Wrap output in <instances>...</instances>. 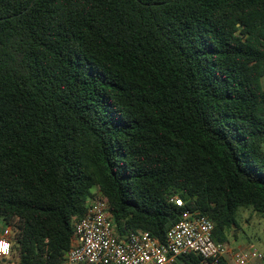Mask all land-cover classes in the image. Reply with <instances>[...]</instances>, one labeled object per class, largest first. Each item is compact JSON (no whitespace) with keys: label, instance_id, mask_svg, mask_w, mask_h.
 Segmentation results:
<instances>
[{"label":"trees","instance_id":"obj_1","mask_svg":"<svg viewBox=\"0 0 264 264\" xmlns=\"http://www.w3.org/2000/svg\"><path fill=\"white\" fill-rule=\"evenodd\" d=\"M263 78L264 0H0L5 264H63L97 191L162 244L264 218Z\"/></svg>","mask_w":264,"mask_h":264},{"label":"built area","instance_id":"obj_2","mask_svg":"<svg viewBox=\"0 0 264 264\" xmlns=\"http://www.w3.org/2000/svg\"><path fill=\"white\" fill-rule=\"evenodd\" d=\"M173 201L185 208L182 198L175 197ZM72 225L71 248L63 264H177L190 255L200 259L198 264H250L254 259L264 260L257 250L239 251L229 243L215 241L213 222L187 208L168 231L165 244L146 231L119 233L110 204L100 191L88 201L85 216L74 218ZM7 233L0 238V264H5L12 254Z\"/></svg>","mask_w":264,"mask_h":264},{"label":"rangeland","instance_id":"obj_3","mask_svg":"<svg viewBox=\"0 0 264 264\" xmlns=\"http://www.w3.org/2000/svg\"><path fill=\"white\" fill-rule=\"evenodd\" d=\"M262 85L264 87V78ZM4 227V221L0 219V231ZM228 243L232 249L257 250L264 256V218L251 209L242 210L237 226L230 230ZM250 264H264V260L254 259Z\"/></svg>","mask_w":264,"mask_h":264},{"label":"crops","instance_id":"obj_4","mask_svg":"<svg viewBox=\"0 0 264 264\" xmlns=\"http://www.w3.org/2000/svg\"><path fill=\"white\" fill-rule=\"evenodd\" d=\"M5 225V223H4ZM9 231V234L13 233L11 230H8L7 226L5 225L4 228H1L0 231V238H2L4 235L8 234L7 232Z\"/></svg>","mask_w":264,"mask_h":264},{"label":"snow or ice","instance_id":"obj_5","mask_svg":"<svg viewBox=\"0 0 264 264\" xmlns=\"http://www.w3.org/2000/svg\"><path fill=\"white\" fill-rule=\"evenodd\" d=\"M7 247H8V246L5 244V245H4V248L7 249Z\"/></svg>","mask_w":264,"mask_h":264}]
</instances>
